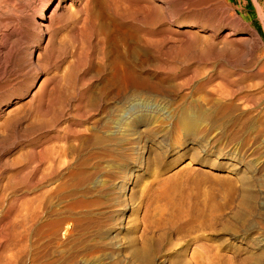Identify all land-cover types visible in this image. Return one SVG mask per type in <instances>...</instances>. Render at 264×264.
<instances>
[{"label":"rangeland","instance_id":"1","mask_svg":"<svg viewBox=\"0 0 264 264\" xmlns=\"http://www.w3.org/2000/svg\"><path fill=\"white\" fill-rule=\"evenodd\" d=\"M14 1L18 5L28 2ZM227 1V8L238 14L237 21L232 24L219 20L218 35L228 27L246 33L252 25L258 35L253 56L264 62V23L257 15L254 1ZM174 19L185 21L178 14ZM121 21L128 27L150 29L139 24L132 12ZM13 23L9 22L8 27ZM66 24L52 26L53 63L48 68V72L56 73L55 79L65 89V95L73 88L67 85L69 78L62 74H69L73 80L76 74L88 76L94 70L78 64L73 45L80 41L67 36ZM239 35L234 32L232 36ZM179 44L174 37L162 46L156 43L148 58L154 62L138 70L141 81L128 83L116 94L127 110L133 96H138L132 101L138 113L158 110L157 105L162 113L171 110L176 117L171 115L164 137H158L163 131L156 132L160 126L141 122L136 138L127 136L115 153L108 143L97 146L90 141L79 145L74 140L72 129L82 121L74 106L69 107V114L59 117L54 136L57 144L66 137L69 148L65 155L59 151L54 194L39 199V190H30V225L21 224L22 200L14 205L17 211L12 212L13 224L28 239L21 236L24 246L15 264H264L260 256L264 251V83L250 74L254 57H246L241 66H233L234 71L242 68L241 72L247 75L236 84L243 85L237 98L223 99L217 95L221 78H232L233 72L231 75L222 71L220 64L210 66L209 61L218 59L206 61L199 52L188 51L191 59L182 61L176 47ZM95 52L86 64H95ZM144 52L129 56L132 61L138 57L145 60L138 56ZM158 53L164 55L160 63ZM74 59L78 65L73 66L72 74L67 69ZM21 78L9 66L0 74V89L20 82ZM89 83V101L102 96L108 109L115 93L101 95L95 79ZM252 93L259 97L263 112L251 105V95L238 98ZM218 99L216 114L209 122L200 124L195 135L183 131L179 119L182 106L194 100L193 103L209 107ZM4 130L0 129V133ZM45 137L46 130L27 136L22 144L42 143L36 146L39 151ZM189 140L194 143L187 144ZM204 145L209 146L206 153L202 151ZM7 148L3 153L5 162H0V185L13 170L12 166L5 168L7 162L20 161L17 169L24 166L26 177H35L36 164L25 161V150L18 145ZM213 161L221 165L213 172L206 171ZM22 188L17 184L14 191L21 193Z\"/></svg>","mask_w":264,"mask_h":264},{"label":"bare ground","instance_id":"2","mask_svg":"<svg viewBox=\"0 0 264 264\" xmlns=\"http://www.w3.org/2000/svg\"><path fill=\"white\" fill-rule=\"evenodd\" d=\"M253 1L257 15L264 23V0ZM227 7V0H28L26 5H18L14 0H0V74L12 66V71L22 77L20 82L0 89V129L8 130L0 133V162H5L3 153H6L9 145H18L25 150V161L35 163L37 168L36 176L29 179L25 175L24 166L17 169L20 161L13 164L6 161L8 165L5 168L12 166L14 171L0 185V264H15L24 246L21 236L28 240L27 235L13 224L15 219L12 218V212L17 211L14 205L18 199L22 200L24 211L21 224L27 227L33 221L30 190H39V199L44 198L45 194L51 197L55 192L59 151L62 150L65 155L69 144L66 137L61 139V144H57V136H54L53 131L59 117L69 114V107L74 106L73 110L79 111L77 113L82 117L80 124L72 129L74 140L79 145L90 141L97 146L108 143L118 153L122 140L127 136L136 138L138 123L141 122L160 126L161 129L156 132L163 131L158 137H164V130L169 126L168 120L173 115L171 110L162 113L157 105L158 110L146 109L138 113L132 102L138 96L130 98L131 106L128 110L116 96L123 86L141 81L138 70L154 62L148 58L151 47L156 43L162 46L170 37H174L180 42L176 47L183 56L182 61L188 62L191 59L188 51L199 52L201 56L205 55L203 57L206 61L212 60V57L218 59V62L209 61L210 66L220 64L222 71L230 72L231 75L233 72L234 77L221 78L223 81L219 86L218 98H237L236 93L241 91L243 85L236 84L247 74L241 72L242 68L234 71L233 66L236 63L241 66L246 57H254L250 74L264 83V62L255 60L253 56L258 46L256 29L249 24L248 31L241 34L237 28L228 27L218 35L219 20H227L232 24L237 21L238 14ZM129 12L135 15L139 24L150 29L142 30L139 26L128 27L124 24L121 18L128 16ZM177 14L185 18V21L175 20ZM11 21L14 23L8 27ZM62 22L67 23V36L73 41H80L73 45L79 63L74 59V64L68 65L67 71L74 74L73 66L78 64L89 65L88 68L94 69L92 75L81 74L77 77L76 74L73 80L69 74H62L69 78L67 85L73 88L67 95L64 94L65 89H61L58 79H55L56 73L48 72L53 63L52 28L54 25L60 26ZM154 30L158 33L151 34ZM201 31L207 33L200 35L198 32ZM234 32L240 35L234 38ZM95 51V64H86L85 61L95 57ZM141 51L145 52L138 56L145 60L138 57L137 61H132L129 54ZM158 57V63L164 60L163 54L158 53ZM92 78L99 84L97 89L101 95L115 93L108 109L101 101L102 96L101 99L89 101L92 87L89 81ZM247 95H251V105L259 113L263 112L260 99L254 93L239 95L238 98ZM199 98L202 99V96ZM193 101L182 106L179 113L183 131L189 136L197 133L200 124L209 122L220 106V99L214 104L212 102L209 107ZM44 130L45 144L39 151L36 146L42 144L41 140L37 145L22 144L27 136L41 134ZM188 143L193 144L194 141L189 140ZM208 149L209 146L204 145L202 151L206 153ZM218 165L221 163L213 161L206 171L213 172V169L219 168ZM1 171L6 173L2 166ZM17 184L23 186L21 193L14 191ZM63 229L65 234L67 226ZM260 256L264 258V251Z\"/></svg>","mask_w":264,"mask_h":264}]
</instances>
